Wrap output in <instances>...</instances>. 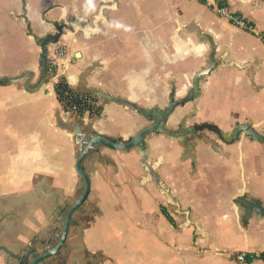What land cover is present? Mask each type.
<instances>
[{
  "label": "crops",
  "instance_id": "obj_1",
  "mask_svg": "<svg viewBox=\"0 0 264 264\" xmlns=\"http://www.w3.org/2000/svg\"><path fill=\"white\" fill-rule=\"evenodd\" d=\"M24 2V15L38 36L54 33L47 20L88 21L86 33L81 25L48 47L64 48L65 69L59 74L70 88L92 68L87 86L144 109L166 106L172 89L174 98L185 96L192 76L208 67L209 38L213 58L222 65L202 77L194 100L173 110L167 129L186 121L225 133L249 123L264 132V44L214 11L227 5L264 33V0ZM22 14L20 0H0V19L20 22L22 42L29 45ZM34 47L13 74L37 73ZM99 106L98 117H80L99 134L127 139L146 126L128 107ZM62 115L51 82L33 93L24 92L21 83L0 88V247L14 255L30 246L40 254L55 241L57 216L80 188L77 146L57 124ZM145 147L158 180L187 216L177 214L147 179L135 148H100L85 164L90 192L72 217L64 247L39 264H264L262 257L243 263L233 258L264 255V216L252 211L244 221L241 204L256 200L264 207V144L243 133L224 144L203 131L189 150L180 138L163 134L146 136ZM0 264L17 263L0 251Z\"/></svg>",
  "mask_w": 264,
  "mask_h": 264
},
{
  "label": "water",
  "instance_id": "obj_2",
  "mask_svg": "<svg viewBox=\"0 0 264 264\" xmlns=\"http://www.w3.org/2000/svg\"><path fill=\"white\" fill-rule=\"evenodd\" d=\"M21 8L23 14L21 19L25 24L26 35L30 37L34 44L39 48L38 61H37V73L31 70L20 71L15 76H0V88L8 87L11 85H16L21 83L22 89L26 93H33L40 89L43 86L49 84L50 79L47 77V62H48V47L49 45L56 44L60 38L66 35V32L75 33L79 26H83L82 32L88 30V21L81 19L78 21H73L66 23L63 20L57 21H46L54 29L53 34H46L43 37L36 35L31 26L30 22L24 15L25 11V2L20 0ZM210 42V54L208 56V67L197 72L192 76L190 88L186 92L185 96L180 99L174 98V89L171 90L169 94L167 105L163 108L158 106H153L148 109L139 107L133 102H130L127 99L112 96L103 90L92 88L86 85L85 78L91 72L92 68L84 70L79 77V81L75 91L82 94H90L98 99L101 103H115L122 105L134 110L138 115H140L147 123V126L139 129L133 136L127 139L121 138H109L102 134L94 131L91 126H85L82 118H67L65 115H62V119H57V124L59 128L66 130L72 134L73 142L77 146V154L74 163V171L80 181V188L76 195V199L65 208L60 210V214L57 216V219L60 221V231L55 236V241L53 243H48L46 250L40 254H36L33 247L27 248L23 254L14 255L12 252L8 251L4 247H0V251L14 260L17 264H39L44 263L50 257H56L59 251L64 247L65 240L69 228L73 225V215L82 211V207L88 197L90 192V180L86 172L85 164L87 161L93 157L100 148H105L111 151L126 152L133 148L138 151L140 157V164L146 169L147 179L154 182L158 187L160 193L165 197L166 203L174 207L177 214L187 216V214L180 210L177 202L174 197L168 193V190L164 185L158 180V177L155 174L156 163H149L146 147H145V137L149 134H163L168 137L181 138L183 142L186 141L184 136L189 135L193 136L196 131H201L203 129H209L213 131L220 140L226 141V136L222 134L215 126L213 125H200L193 126L184 130L180 128L175 131L166 129V123L168 117L172 114L173 110L177 106H183L184 104L191 102L198 96V84L202 77L208 75L218 64L222 65L220 59H214V46L212 45L209 38H206ZM227 66H234L240 68L234 62H229ZM34 84H31L32 80L35 79ZM244 134L250 139L264 144V132L262 134L257 133L249 123L246 124H237L228 138V142L231 143L238 138L239 134ZM185 144V143H184ZM242 207L244 210L243 220L246 221L250 213L253 211L256 214L264 216V207L256 200H250L248 202H242ZM85 262V261H84Z\"/></svg>",
  "mask_w": 264,
  "mask_h": 264
},
{
  "label": "built area",
  "instance_id": "obj_3",
  "mask_svg": "<svg viewBox=\"0 0 264 264\" xmlns=\"http://www.w3.org/2000/svg\"><path fill=\"white\" fill-rule=\"evenodd\" d=\"M214 11L217 15L226 19L234 27L256 36L264 44V33L256 32L254 27L247 20L242 18L239 14L233 12L227 5L222 4L215 6ZM65 55L66 53L63 47H58L53 50H50L48 48L47 77L50 79V82L53 87L62 81L65 82L59 74L61 70L65 69ZM62 96L65 98L62 104H69V107L66 111L62 110V114L66 116V119L80 118L76 115L75 112L77 106H84L85 111L83 116H88L91 110L99 106L100 104L98 99L93 95L82 94L77 91H75V93L73 94L70 90H63ZM71 114L73 115V117H70ZM258 257L264 258V255L260 254L259 252H253L249 254L238 253L235 254L233 258L237 262L243 263L246 261L247 258L252 260Z\"/></svg>",
  "mask_w": 264,
  "mask_h": 264
},
{
  "label": "rangeland",
  "instance_id": "obj_4",
  "mask_svg": "<svg viewBox=\"0 0 264 264\" xmlns=\"http://www.w3.org/2000/svg\"><path fill=\"white\" fill-rule=\"evenodd\" d=\"M20 29V22L12 19H0V76L17 75L13 73H17L19 65L31 55L30 51L34 47L33 42L29 39L30 44L25 45L22 42L24 37H21ZM45 35L44 32H41L39 36ZM6 41L9 42L8 47L4 45ZM34 48L39 53V48Z\"/></svg>",
  "mask_w": 264,
  "mask_h": 264
},
{
  "label": "trees",
  "instance_id": "obj_5",
  "mask_svg": "<svg viewBox=\"0 0 264 264\" xmlns=\"http://www.w3.org/2000/svg\"><path fill=\"white\" fill-rule=\"evenodd\" d=\"M63 90H70L72 91V93L74 94L75 91L68 87V85L65 83V82H60L58 84H56L54 87H53V91H54V94L56 96V99L58 101V103L60 104L61 108L63 111H66L69 107V104H65L63 105L62 102H64L65 98L62 96V91ZM72 105V104H71ZM84 111H85V107L84 106H77V109H76V115L78 117H82L83 114H84ZM100 115V106H97L95 107L94 109L91 110V112L89 113L88 117L89 118H95V117H98ZM163 213L166 215L167 219L169 221H172L171 218L168 216V214L163 210Z\"/></svg>",
  "mask_w": 264,
  "mask_h": 264
},
{
  "label": "flooded vegetation",
  "instance_id": "obj_6",
  "mask_svg": "<svg viewBox=\"0 0 264 264\" xmlns=\"http://www.w3.org/2000/svg\"><path fill=\"white\" fill-rule=\"evenodd\" d=\"M176 99V98H175ZM177 100V99H176ZM165 107V106H164ZM163 108V107H162ZM169 118V117H168ZM167 121H168V119H167ZM185 122L186 121H184V122H182L183 124H181V126H178L177 128H175L174 130H171V131H175V130H178L179 128L181 129V130H184V129H187V128H190V127H193V126H200V125H203V124H206V123H199V124H190V125H185ZM149 123H147L146 122V126L148 125ZM180 124V123H179ZM166 125H167V123H166ZM206 125H212V124H206ZM237 125V124H236ZM235 125V126H236ZM235 126H234V128H235ZM216 127V126H215ZM217 128V127H216ZM234 128H233V130H234ZM166 129H167V127H166ZM222 134H224L225 136H226V141H222V140H220L219 138H218V136L213 132V131H211V130H209V129H203V130H201V131H196V133L193 135V136H189V135H186V136H184V138L186 139V141L185 142H183V140L181 139V141L183 142V145H184V147L185 148H187L186 150H189V148H191V142H192V140H194V139H196L203 131H208V132H210V133H212L213 135H214V137L216 138V139H218L220 142H222V143H224V144H230L229 142H228V138H229V136H230V134L232 133V131L230 132V133H225V132H222L219 128H217ZM169 130V129H168ZM240 135V134H239ZM239 135H238V137H239ZM238 139V138H237ZM236 139V140H237ZM235 140V141H236ZM234 142V141H233ZM185 143V144H184ZM232 143V142H231ZM150 164H152V163H150Z\"/></svg>",
  "mask_w": 264,
  "mask_h": 264
}]
</instances>
